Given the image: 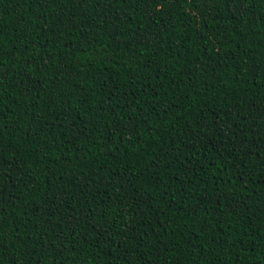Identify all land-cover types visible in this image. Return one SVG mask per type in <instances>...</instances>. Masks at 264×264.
Returning <instances> with one entry per match:
<instances>
[{
	"label": "trees",
	"instance_id": "obj_1",
	"mask_svg": "<svg viewBox=\"0 0 264 264\" xmlns=\"http://www.w3.org/2000/svg\"><path fill=\"white\" fill-rule=\"evenodd\" d=\"M0 264H264V0H0Z\"/></svg>",
	"mask_w": 264,
	"mask_h": 264
},
{
	"label": "snow or ice",
	"instance_id": "obj_2",
	"mask_svg": "<svg viewBox=\"0 0 264 264\" xmlns=\"http://www.w3.org/2000/svg\"><path fill=\"white\" fill-rule=\"evenodd\" d=\"M0 79H2V76H0Z\"/></svg>",
	"mask_w": 264,
	"mask_h": 264
}]
</instances>
